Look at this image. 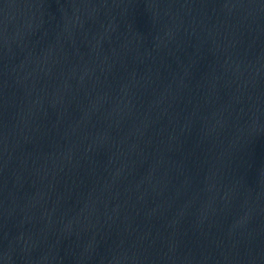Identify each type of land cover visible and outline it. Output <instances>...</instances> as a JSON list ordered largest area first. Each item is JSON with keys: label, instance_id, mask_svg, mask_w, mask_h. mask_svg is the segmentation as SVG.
<instances>
[{"label": "water", "instance_id": "obj_1", "mask_svg": "<svg viewBox=\"0 0 264 264\" xmlns=\"http://www.w3.org/2000/svg\"><path fill=\"white\" fill-rule=\"evenodd\" d=\"M186 189L264 264V0H72Z\"/></svg>", "mask_w": 264, "mask_h": 264}]
</instances>
